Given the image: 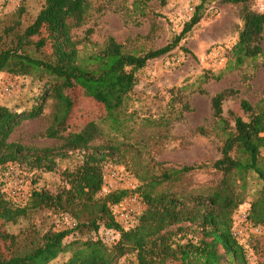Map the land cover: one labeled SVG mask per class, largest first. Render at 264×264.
Returning <instances> with one entry per match:
<instances>
[{"label": "trees", "instance_id": "1", "mask_svg": "<svg viewBox=\"0 0 264 264\" xmlns=\"http://www.w3.org/2000/svg\"><path fill=\"white\" fill-rule=\"evenodd\" d=\"M226 1L242 4L243 27L232 47L234 61L230 65L240 67L247 59L255 60L264 53V12L253 10L251 0ZM207 2L201 0L194 15L169 43L140 53L126 50L110 37L99 51L83 54L73 30L91 17V0H45L25 29L16 21L0 33V72L44 81L43 93L30 107L16 112L0 105V164L19 162L31 171H53L57 159L72 151L85 152L79 166L64 172L66 186L58 193L33 190L27 202L18 204L0 192V221L17 222L29 209L53 210L59 215L58 224L66 214L76 221L74 227H53L43 233H34L32 228L17 234L0 230V242L7 241L10 251L5 253L0 248V264H49L62 253H70L62 264H117L128 253H134L136 264H249L247 250L233 230V216L246 199L249 174L255 173L261 188L247 220L254 226L264 224V98L256 105L242 99L248 120L235 116L232 127L224 116L223 103L238 91L226 88L213 95V116L225 136L221 157L213 163L184 165L150 176L138 189L147 207L131 228L122 225L114 210L130 192L122 189L100 195L105 161L119 151L116 145L93 144L103 134L101 124L92 119L79 131L61 135L77 105L74 92L103 107L101 121L123 125L137 72L150 60L177 48L200 21ZM69 90L74 92L69 94ZM50 98L54 109L45 135L62 138V144L34 147L10 141L15 128L24 120L39 117ZM191 110L187 102L183 103V111ZM202 169L221 175L208 193L182 196L156 190ZM105 229L118 230L119 240L107 244L101 236ZM84 232L95 236L78 238L77 234Z\"/></svg>", "mask_w": 264, "mask_h": 264}, {"label": "rangeland", "instance_id": "2", "mask_svg": "<svg viewBox=\"0 0 264 264\" xmlns=\"http://www.w3.org/2000/svg\"><path fill=\"white\" fill-rule=\"evenodd\" d=\"M91 1V17L73 30L74 37L80 40L83 54L99 51L110 37L130 52L158 49L182 31L194 15L196 6L201 3V0ZM44 4L45 0H24L19 10L0 4V33L16 21L20 22L19 27L25 29L35 20ZM204 7L200 21L177 48L150 60L137 72V84L123 125L116 127L109 120L101 121L104 116L101 105L69 90V94L74 92L72 95H77L78 100L61 135L79 131L92 119L101 124L103 134L93 144L116 145L119 151H114L105 161L104 187L100 195L114 190H128L130 194L122 200L123 207L137 206L140 215L147 206L138 189L150 176L184 165L213 163L221 157L225 136L213 116V95L226 88L238 91L223 103L224 116L232 127L235 116L248 120V114L241 107L242 99L256 105L264 98V53L255 60L247 59L240 67H230L231 61H234L232 47L243 27L242 4L208 0ZM250 7L264 12V0H251ZM218 47L225 54L222 65L211 59L212 51ZM1 76L3 81L10 83L12 91L6 92L3 82L0 83V105H6L13 111L30 107L43 93L44 81L29 76H12L6 72H1ZM185 102L190 105L191 111H183ZM53 109L54 100L47 99L43 113L37 118L22 121L9 140L34 147L61 145L62 138L45 135L52 123ZM84 154V151H72L66 157L57 159L53 171H32L31 191H61L66 186L64 172L79 166ZM220 178L221 175L212 169L195 170L173 184L158 186L156 190L163 189L182 196L208 193ZM260 188L257 175L250 173L246 199L233 216V230L247 250L249 264H264V224L254 226L245 218ZM132 198L137 201H130ZM122 202L115 206V213L123 209L120 206ZM58 217L53 210L29 209L27 215L17 222L1 220L0 230L17 234L32 228L34 233H43L49 228H60ZM77 236L88 239L95 235L84 232ZM0 248L5 253L10 252L7 241H1ZM69 255L62 253L49 264H62ZM117 264H136L134 253L123 256Z\"/></svg>", "mask_w": 264, "mask_h": 264}, {"label": "built area", "instance_id": "3", "mask_svg": "<svg viewBox=\"0 0 264 264\" xmlns=\"http://www.w3.org/2000/svg\"><path fill=\"white\" fill-rule=\"evenodd\" d=\"M24 0H0L1 5L10 6L13 10L18 9ZM211 59L218 64H223L225 54L222 48L218 47L212 51ZM3 82L4 90L8 93L12 91V86L7 81H3L0 72V83ZM32 171L25 164L19 162H9L4 165L0 164V192L7 195L8 198L21 204L27 202L31 195L30 178ZM130 201H137L132 198ZM124 203H121L123 207ZM139 208L137 206L123 207L117 213V217L125 228H131L137 225L139 220ZM245 218L247 216L245 215ZM62 227H74L76 221L68 214L63 215L59 221ZM235 234L237 235L236 231ZM120 232L114 229H105L102 231V238L107 244H114L120 238Z\"/></svg>", "mask_w": 264, "mask_h": 264}]
</instances>
